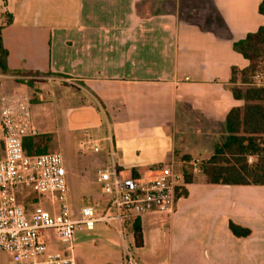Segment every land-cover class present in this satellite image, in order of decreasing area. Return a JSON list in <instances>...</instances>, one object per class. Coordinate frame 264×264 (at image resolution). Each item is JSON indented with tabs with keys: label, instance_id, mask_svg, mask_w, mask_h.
Segmentation results:
<instances>
[{
	"label": "crops",
	"instance_id": "obj_1",
	"mask_svg": "<svg viewBox=\"0 0 264 264\" xmlns=\"http://www.w3.org/2000/svg\"><path fill=\"white\" fill-rule=\"evenodd\" d=\"M261 1L0 0L8 70L0 69V123L4 95L29 108L30 155L61 154L71 218L86 205L115 214L101 171L148 176L172 164L191 173L170 216L77 226L76 264H109L126 252L139 264H264V185L212 183L189 164L210 159L228 112L243 106L228 85L231 68L249 62L233 42L264 26ZM40 239L59 250L52 231Z\"/></svg>",
	"mask_w": 264,
	"mask_h": 264
},
{
	"label": "built area",
	"instance_id": "obj_2",
	"mask_svg": "<svg viewBox=\"0 0 264 264\" xmlns=\"http://www.w3.org/2000/svg\"><path fill=\"white\" fill-rule=\"evenodd\" d=\"M252 80L264 83V72L256 71ZM0 123V253L8 255L4 264H76L72 254V236L77 226L93 229L98 221L122 222L126 218L150 214L167 216L175 212L176 189L184 183L181 171L172 164L163 165L148 176L121 177L114 170L98 173L102 191L110 197L115 214L96 215L92 205L79 209V218L69 215L66 204V170L59 152L28 155L22 140L37 134L26 104L13 97L3 99ZM193 173L201 171L200 159L189 161ZM21 187L30 188L39 203L31 210L18 202ZM42 201L58 203L59 211L45 209ZM52 231L59 250H51L41 241L43 231ZM1 264V263H0ZM109 264H139L128 252Z\"/></svg>",
	"mask_w": 264,
	"mask_h": 264
},
{
	"label": "trees",
	"instance_id": "obj_3",
	"mask_svg": "<svg viewBox=\"0 0 264 264\" xmlns=\"http://www.w3.org/2000/svg\"><path fill=\"white\" fill-rule=\"evenodd\" d=\"M258 12L264 16V0L258 6ZM233 50L240 53L249 64L243 69L231 68L228 89L233 97L243 101L242 107L231 109L225 119L227 136L215 145L214 153L201 169L209 182L241 185H264V83L257 85L252 76L264 62V26L238 41L233 42ZM7 52L0 37V69L7 72ZM33 141L30 137L22 140L23 150L31 154ZM257 156L254 163L248 162V156ZM181 160L187 162L189 157ZM185 182L191 181V173L184 170ZM185 194L184 188L176 189ZM231 231L239 236L248 234V230L230 224ZM136 246L141 244V232L137 221L132 223Z\"/></svg>",
	"mask_w": 264,
	"mask_h": 264
},
{
	"label": "rangeland",
	"instance_id": "obj_4",
	"mask_svg": "<svg viewBox=\"0 0 264 264\" xmlns=\"http://www.w3.org/2000/svg\"><path fill=\"white\" fill-rule=\"evenodd\" d=\"M257 71H263L264 72V62L259 65V68ZM0 73H1V71H0ZM6 93H9V91H7ZM5 96L7 97L8 95H4L3 99L5 98ZM179 137H180V135L178 134V139H179ZM1 149H2V142L0 143V151H1ZM17 200H18V202H20L25 207L26 210H31L38 203V198H37L36 194L30 188H26V187H21L18 189ZM8 260H9V257L7 254H5V253L0 254V263H6Z\"/></svg>",
	"mask_w": 264,
	"mask_h": 264
}]
</instances>
